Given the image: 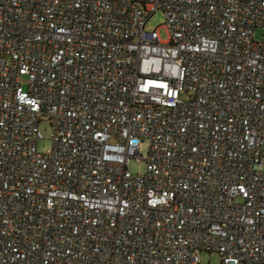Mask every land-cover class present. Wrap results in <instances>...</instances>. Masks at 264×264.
<instances>
[{
	"label": "built area",
	"instance_id": "2783aa9c",
	"mask_svg": "<svg viewBox=\"0 0 264 264\" xmlns=\"http://www.w3.org/2000/svg\"><path fill=\"white\" fill-rule=\"evenodd\" d=\"M203 251L264 264V0H0V264Z\"/></svg>",
	"mask_w": 264,
	"mask_h": 264
},
{
	"label": "rangeland",
	"instance_id": "374dc122",
	"mask_svg": "<svg viewBox=\"0 0 264 264\" xmlns=\"http://www.w3.org/2000/svg\"><path fill=\"white\" fill-rule=\"evenodd\" d=\"M165 22H166L165 13L162 9H159L155 13H153L152 16L149 18L146 24V28L148 30H154L158 28L162 36V39H168L170 32ZM256 37L257 38L261 37L260 29L256 31ZM40 129L43 137L39 139L37 143V147L39 151L48 153L53 148V138H52L53 126L49 120H46L40 123ZM148 150H149V140H145L142 142V146H141V152L144 154L145 157L148 154ZM145 166H146L145 161L138 162L136 160H133L129 165V169L133 173H139V172L142 173L145 170ZM201 260L203 264L221 263L220 255L217 252L210 253L208 251H203L201 252Z\"/></svg>",
	"mask_w": 264,
	"mask_h": 264
}]
</instances>
